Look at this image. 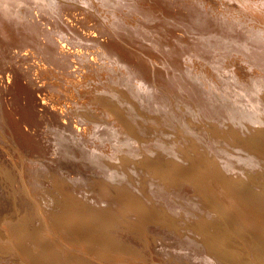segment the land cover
<instances>
[{
  "label": "bare ground",
  "instance_id": "bare-ground-1",
  "mask_svg": "<svg viewBox=\"0 0 264 264\" xmlns=\"http://www.w3.org/2000/svg\"><path fill=\"white\" fill-rule=\"evenodd\" d=\"M209 1L208 0H0V139H1V137H3V140H4L3 144L6 142L7 147L9 145V147H8L10 149L9 151H12V155L13 154L17 155V157L19 158L18 166L22 167L24 169L28 168V170H31L33 168L34 169L38 168L41 170L43 168L45 169V166H46V168H47V166H49V168L51 166H55V165H56V167L60 166L61 163L63 162V158L65 157L64 152L66 151V148L69 146L70 148H72L73 154L75 152H77V154L79 155L78 156V157H80V158H78L79 162L85 161L86 163L90 164L93 161L100 160L102 162V160L105 159V161L107 160V162L110 163L109 165H110L111 169H114L115 166L119 167V163L117 162L118 161L117 156H118V152H119L118 150L121 147H120V144H116V142H117V140L121 139L122 134H124V133L119 130L120 134L122 133L121 137L119 139L118 138L119 132L117 129H115L116 126H114V124H113L112 126L110 125L108 127L105 125V123H107L108 120L106 121L105 119H103L104 122L106 121L105 123L100 120L101 118H106V117H103V115H102L104 112H107V113L109 112L108 113L109 117H110V112H113L114 115L117 112L116 115L120 114L121 116H123L121 118V116L118 115L117 118L118 117L121 118L122 119L121 121L123 123L124 122L126 123V119H123V118H127V121L130 124L131 123L130 120H132V119L130 117H127V115H128L127 112L130 108L134 109L133 111H135V113L138 112V116H140L139 115L140 113H146V112H143V110L148 111V109H149L150 113H151V111H153L155 113V115H153V116H155V118L157 120L162 119L160 121H165V122H163V124L168 123V124H171L173 126L174 123L171 121V120H173V121L177 122L176 123L177 125H181L183 128H185L188 131H192V130H196V129H200V128L205 129L202 131L200 129L201 132H199V130H198V132L200 133L199 138L200 137L203 138L204 140H206L208 142V144H210V142H212L213 140L210 141V136H211L210 130H209L208 126L205 123H203L205 118L206 119H209V118L210 119L211 118L212 119H215V118L218 119L219 118V119L224 120L227 117H231L232 119L242 121L243 118L245 119V118L251 117V116L257 115V117H260V114H261V116L262 115L264 116V92H263L264 89L262 90V88H264L263 87L264 84H260V82H258V80H262V81L264 80V28H261V27L255 25V22H254V21H257V22L260 21V23H261V21H262L263 25L260 24L259 22H258V24H260V25H262V27H264V0H213L214 2L212 1V3ZM246 20L252 21L254 23H250L248 25L246 24V26H248V27H245L244 23ZM246 23H249V22H246ZM84 61H86V62L90 61L89 63H92V64L96 63L99 67L102 66V67L106 68V69H104L105 71L107 70L113 74V77H112V74L109 73L111 75L110 77H112L111 79L114 78L113 83L110 81L109 77H107V79L110 81L111 84L106 82V79L104 81V78L106 77L108 72L106 71L107 72V73H105L106 75H103V77H104L103 81L107 83L106 86H109L108 84H110V85L113 84V86H114V87L110 86V88L112 87V89H110V91L107 88L108 90L106 91L105 96L102 93H101L102 95H100V96H99V94H97L98 95L97 96L96 94L93 95L94 93L93 94L89 93V94L93 95V98L90 95L91 98L87 99V102L85 100V103L93 102L94 104L96 103L98 106L100 105L99 107L102 106L103 109L106 108L104 111H101V113L102 112L103 113L101 114L102 117L100 119H99L100 114H98L99 112H97V111H99V110H97L98 106H93V105H89V104L86 105L83 102L80 103V101H79L80 99H82L81 97H83L84 95H88V93L85 94V91H84V90H86L85 88L83 90L84 93L81 91L82 92L81 96H79L78 94H75L78 96V98L80 97L79 100H77V98L74 99L76 97L75 95H74L75 96L74 98H71L73 90L75 91V89L78 86H81V85L83 86V82L81 80H82V78H85V77H83L85 74L84 75L82 74L83 76H82V78H80L81 80L78 79V77H79L78 75L81 74L80 69L82 68V62H84ZM92 64H91V66H92ZM88 65L89 64H87V66ZM85 66H83L84 69H85ZM92 67H94V65ZM102 67H100V68H102ZM95 68L98 69V67H95ZM87 69L88 68L86 67L85 70L87 71ZM97 69L96 70L93 69V70L96 72ZM242 69H244L245 70L244 72H247L248 75H251L253 77V78H251L250 76L247 75L248 77L251 78V81L253 84L252 86H249V87H251L250 88L252 90L251 92L255 93V95L258 93V96H259V98L257 97L258 99L252 98L254 95H251L250 96L251 98L248 96H247V98H245L246 97L245 94L249 90L246 91V89H245V90L240 91V92L236 90L238 87H240V85L241 86H242V84L246 85V83L248 82L247 80H244L246 77H244V79H242L243 78L242 77V74H243ZM91 70H89V72ZM84 71H83V73H86V71L85 72ZM87 73H88V71H87ZM93 74L95 75L96 73H93V71H92V75ZM103 74H104V72H103ZM89 75L91 78V74H89ZM94 75H93V77H95ZM90 78H89V80L94 79V78H91V79ZM99 78H100V76H99ZM96 79H97V76H96ZM63 80H65V82ZM66 80H67V82H66ZM86 80H88V79L86 78ZM100 80H101V78L99 79V82L96 81V83L102 82V80L101 81ZM243 80L247 81V82L245 83ZM68 81L70 83H68ZM84 82H85V79H84ZM91 82L89 81L90 84H92ZM235 82L239 83V86H238V84H236L238 87L235 85ZM106 83H104V88H106V86H105ZM263 83H264V81H263ZM88 84L86 83V86ZM97 85H96V87H97ZM234 85L237 88L234 89L235 90L234 92L232 91L233 89L230 90L233 92L232 97H231L229 94V91H228V93H226V89H229V88H231V86H234ZM249 85H251V84H249ZM89 86H91V85H89ZM84 87H85V85H84ZM245 87L246 86H243V89ZM94 89H96V88H94ZM71 90H72V92H71ZM89 90H92V88ZM41 91L42 92L45 91L46 94H43V93L41 94L40 93ZM76 91H77V89H76ZM76 91H75V93H79V94L81 93L80 91L79 92L78 91L76 92ZM223 92H225V93H223ZM97 93H99V92H97ZM54 94H56V95H54ZM57 94H59V96H57ZM228 97H230L231 99H229ZM87 98H89V97H87ZM88 100H91V101L89 102ZM68 104H70V105L68 106ZM81 104H84L86 106H88V105L90 106V107L88 106L90 110H88L87 113L84 114L85 117L86 116H88V118L92 117L93 119H95L97 121L92 120L93 122L91 121L92 125H90L91 126L90 128H89V125H87V124H91V123H87V124L85 123L88 126V129L84 128V129H87L85 131H82L83 129L81 130L82 132L79 131L80 128H79V130H77L78 127L76 126L77 128L74 130L75 131L74 133L71 132V129L67 133L66 132V130H68L67 129V126H68L67 122H66V124H64V123L60 122L61 120H59V118H61V117L63 119V116L61 115V113L63 111H64L63 113H66V110L67 111L70 110L68 113H70L72 111L71 114H73V115L76 114L79 116L80 113L77 114V112H79V110L77 111V109H80V108L83 109V107H84ZM235 105H239V106H235ZM64 106H66V108ZM192 107H195V109L196 108L199 109V111L196 113L195 117L197 119H199V122L201 124H203V126L200 123H199L200 126H190L187 124L186 120H187L188 114L186 112L189 111V108H191V110H192ZM87 109L88 108H86V110ZM195 109H193V110L195 111ZM84 110L85 109H83V110L80 109V112L81 111L84 112ZM106 110H108V111H106ZM89 111H92V112L96 111V113H91L92 115H90V114H88ZM149 112H147V113L149 114ZM135 113H134V116H136ZM108 114H107V116H108ZM166 114L169 116L168 118L165 117ZM114 115H111V116L114 117ZM138 116H137V118H139ZM81 117H82V115L80 114L79 119L84 120V118L81 119ZM170 117H172V118H170ZM75 118H77V116ZM128 118H129V120H128ZM85 119L88 120L87 117ZM114 119L116 121H118L116 119V116L114 117ZM169 119H171V120H169ZM74 120L75 119H73V121ZM77 120H78V118H77ZM86 120H85V122H86ZM99 120L104 123V124L102 123V125H104V131L102 132L103 127L101 128V131L99 129V131L101 132V134H100L101 138L104 136H106V137L102 138V139L97 137L98 139H100L99 140L100 142L96 139H95L96 140L95 141L94 138H92L96 143H93V144L89 143V145L90 144H92V145L88 146L87 142L90 140V139H88V137L91 135L92 132H94L93 131V130H95L94 128L98 129V127L102 126L100 124V122H98ZM111 120H112V118H111ZM116 121H114L115 125L117 124ZM121 121L118 123L121 124ZM160 121H157V122H160ZM166 121H168V122H166ZM260 121H261V119H260ZM45 122L47 123V125H49V123L50 124L53 123V126L51 125V127L50 126H48V127H50V129L53 127V129L55 128L59 132L61 130V133H60L61 135H58L59 137L57 136V138H54L52 136L53 134L50 133V134H52L51 136L55 140H52V137L50 138V135L48 133L42 135V133L44 132V130H42V125L43 126L46 125V124H44ZM59 122H60V124H59ZM140 122L137 124H138V126L142 127V124H140ZM144 122H146V121H144ZM207 122H208V120H207ZM261 122H263V120ZM54 123L56 125H58L59 127L56 125L55 126L58 128L54 127ZM73 123H71V124H73ZM81 123L83 124V122L80 121V124ZM110 123L112 124V121ZM125 123L123 124V126L128 124V123H126V124ZM71 124H69V125H71ZM120 124H117V125H120ZM122 124L120 125V127L122 126ZM261 125H262V123H261ZM46 127L47 126L44 127L45 132L47 131ZM80 127H81V125H80ZM120 127H118V128L121 129ZM129 127L135 128L134 125H132V123H131V126L129 125ZM59 128H61V129L59 130ZM73 128H75V127H73ZM73 128H72V130H73ZM81 128H83V127H81ZM125 128H128V127H123L124 130H125ZM142 129H144V128H142ZM116 130L118 133H116ZM137 130H139V129H137ZM96 131H95V133H96ZM125 131L128 132L131 130H125ZM261 131L264 132V128H262ZM255 132L256 131H254V133ZM56 133L59 134L57 131H56ZM56 133L54 131V134H56ZM47 134L49 135V138L52 141L51 145L47 144V146L49 145V147L51 146V148H47V149H49V151H51L50 153H52V155H54V156L51 155L49 157H44L43 152H45V148L43 145V141L41 139V135L44 137ZM66 134H68L72 137H74L73 134L77 136V137L76 136L74 137L75 141L72 140V138L70 137L71 138L70 140H72V144L67 143V141H70V140H68L67 136H65ZM88 134H89V136H88ZM125 134H127V133L125 132ZM131 134L132 133L130 132V136L133 137ZM145 134H144V136H145ZM195 134H196V131H195ZM92 135H93V133H92ZM261 135H264V134L261 133ZM139 136H137V140H136V142H134L135 144L141 142V140H138V139H141V138H139ZM131 137H130V139L133 140L134 138H131ZM134 137H136V135ZM46 138L47 137H45V139ZM126 138H127V135H126ZM262 138H264V137H262ZM45 139H44L45 142L48 141ZM94 141H92V142H94ZM97 141H98V143H97ZM126 141L128 143L129 140L126 139ZM126 141L124 138V142H122V145H121L122 147ZM133 141H135V140H133ZM255 141L257 143L258 140L253 138L252 142H255ZM262 141H260L261 143L258 142L257 144L261 149L264 150V141L263 142ZM119 142L121 143V141H119ZM1 143H2V140H1ZM1 143H0V145H1L0 147L2 148ZM127 143H126V145H127ZM134 143H133V145H134ZM82 144L87 145V148H85V149L76 148L77 146H80V145L82 146ZM74 148H76L78 150L76 151ZM83 148H84V146H83ZM9 151L7 150V152H5V153H8ZM40 152H42V153L40 154ZM35 153H37L38 155H36ZM125 153H126V151H125ZM57 154H58V156H56ZM77 154L76 155L74 154V155L77 156ZM122 154H123V152H122ZM123 155H125V154H123ZM39 156L41 158H38ZM126 158H127V156H126ZM60 161H62V162L60 163ZM100 161H99V163H100ZM124 161L126 162L128 160H124ZM136 161L137 160H135V162ZM140 162H142V161H140ZM8 163H7V165H9ZM13 163H14V161H13ZM94 163H92V164H94ZM1 164H2V162L0 163V165ZM98 164L95 167L99 166L102 163H100L99 165ZM62 165H63V163H62ZM62 165H61V167L65 168L66 165H64V167ZM77 165H80V164H77ZM102 165H105V164H102ZM12 166H13V164H12ZM12 166H9V168ZM136 166H137V164H136ZM78 167H80V166H78ZM78 167H77V169H78ZM123 167H124V163H123ZM49 168L45 169V173H46V170H48ZM128 168H129V166H128ZM0 169H1L0 171H2V168H0ZM14 169H13V171H14ZM53 169H55V168H53ZM120 169H122V171L124 172L123 168H119L118 170H120ZM15 170H17V169H15ZM19 170H20V168H19ZM103 170H105V169H103ZM22 171L23 170H21V172ZM41 171H43V170H41ZM93 171H94V168H93ZM98 171H100V170L98 169ZM115 171L116 170L114 169L113 172H115ZM2 172H0V174ZM8 172H6V173H8ZM16 172H14L15 175H16ZM21 172L20 173L17 172L20 175V178H22L21 174L23 173V172L22 173ZM26 172L29 173V171H27V170H26ZM30 172H32V171H30ZM35 172L36 171L34 170V173ZM48 172H51V171H48ZM69 172H71V171H69ZM64 173L66 174V172H64ZM88 173H90V172H88ZM24 174H26V173L24 172ZM30 174H32V173H30ZM94 174H97V171H96V173L94 172ZM27 175L28 174H26V177H27ZM57 175H59V174H57ZM61 175H63V174H61ZM67 175H68V173H67ZM90 175L91 174H89L88 176H90ZM100 175H101V173H100ZM100 175L99 176L96 175L95 176L96 179L94 177L93 178L95 180H97V178L100 177ZM34 176H38V174L34 175ZM34 176H32V177H34ZM50 176H52V174H50ZM91 176H93V175H91ZM109 176H110V174H109ZM2 177H4V176L2 175ZM8 177H7V179H9ZM30 177H31V175L29 176V179H30ZM75 177H76V175H75ZM17 178H18V176H17ZM64 178H67V177L65 176ZM14 179H16V178L14 177ZM27 179H28V177H27ZM27 179H26V181H27ZM75 179L73 181V184L75 182ZM102 179H105V178H102ZM124 179L125 178H123V181H124ZM3 180H5V178H3ZM3 180H0V181L2 182ZM10 180L12 181L13 179H10ZM33 180H35V179H33ZM70 180H71V178H70ZM98 180H97V182H99L98 184L103 183V182L100 183V181H98ZM17 181L18 180L16 179V182ZM36 181H38V180H36ZM91 181L92 180H90V183H91ZM102 181H105V180H102ZM123 181L121 179V180L112 181V184L109 183L111 185V189H112V190L109 189L110 191L108 189L104 188L107 191H109L108 192L109 196L112 195V197H110L109 199L113 200L112 198L119 197L118 192L124 191V189H122V187H124L125 191H126L128 186ZM5 182L6 181H4L2 183L4 184ZM12 182H14V181H12ZM21 182H23V181L20 180L19 184ZM30 182L31 181H29V183ZM32 182H34V181H32ZM49 182H51V181H49ZM2 183H1V185H2ZM53 183H54V181H53ZM188 183H186V184H188ZM246 183L247 182H245V185H247ZM49 184H51V183H49ZM4 185L1 187H4ZM6 185L8 186L7 183H6ZM22 185H23V188H22ZM22 185L20 187L23 190H24V188L29 190L28 188H30V187L28 185H26L24 183ZM79 185H80V183H79ZM129 185H131V184H129ZM34 186H35V184H34ZM39 186H40V183H39ZM43 186H44V184H43ZM43 186H41V187H43ZM94 186H97L98 188L100 187V185H94ZM118 186H122V187H119L120 188L119 189ZM241 186H243V185H241ZM256 186H258V185H256ZM55 187H57V186H55ZM63 187H64V185L62 186V188ZM85 187H87V186H85ZM182 187H185V186H182ZM249 187H250V185H249ZM9 188L12 189V187H10V185H9ZM44 188H46V186ZM58 188H60V187L58 186L56 189H58ZM102 188L100 189V191L102 190ZM220 188H221V186H220ZM237 188H238V186H237ZM240 188H242V187H240V185H239V189ZM251 188H252V186H251ZM251 188H249V189H251ZM8 189H6V191ZM30 189L32 190V188H30ZM63 189H65V187ZM71 189L68 192L64 193L63 198L64 199L66 198L69 201L73 200L74 204H75L76 200H80L79 202L78 201L76 202V204L77 203H79V204L74 206V207H78V208H81L82 206H84L83 205L85 203L84 200L86 201V200H88V198L94 199L95 196H98L100 193H102V192H98L99 194L96 195L97 193L96 194L92 193V192L90 193V191H89V193L92 194V196L90 197V195H88L89 197L87 198V196H86L87 194L85 195V192H84L86 189L85 190H83V189L77 190L76 189L75 191H73L74 189L71 191ZM95 189H97V188H95ZM254 189H252L250 191L251 195H252V191H254ZM258 189H259V187H258ZM0 190H1V188H0ZM48 190L50 191V189H48ZM221 190H223V189H220V191ZM230 190L238 192V189L236 190L233 187ZM246 190H248V189H245V193H246ZM4 191L5 190L0 191V192H4ZM64 191H67V190H64ZM96 191H98V190H96ZM96 191H94V192H96ZM127 191H129V190L127 189ZM130 191H131V189H130ZM227 191L228 190H225V192H227ZM5 192H4V194H5ZM17 192H18V190H17ZM17 192H15V193H17ZM47 192L44 191L43 193L46 194ZM54 192H56V191H54ZM87 192H88V190H86V193ZM106 192H105V194H107ZM225 192H223V193H225ZM239 192L241 193L244 191H239ZM239 192L237 194L234 192L233 193L235 194V197L237 198L241 207H244L245 209H250L251 211L258 212L257 215L259 217L255 216V218H256L255 222L258 225H260V231L256 232V230H254V231L251 230L249 224L247 225L248 222L246 223V221L242 217L238 216L235 213V211L232 207L233 203H231L232 204L231 205L229 203L230 201L229 202L227 201V203H229V205L228 204L227 205L224 204V206L223 205H217V209H218L217 212L223 220H225L228 224H230V220L227 216V211H230L236 217H238V219H239L238 221H240V222H238L239 225H237L236 227H233L230 224V226H228V227L227 226L216 227V229L214 230L215 232H213V234L211 233L212 232V230H211L210 233L213 236L211 237V235H210V237H209V234L207 235L208 240H209V238H211L213 240L211 243H209V241L206 240L207 236L206 237L201 236V237H202V239L204 238V240H206L204 243L205 246H206L207 241H208L207 245H208V243L210 244L209 247H211L213 245L212 244L213 242L215 243L213 246L218 249L217 257L224 264H264V255H263L264 254V230H263L264 229L263 228L264 227V210L261 209V207L257 206L258 198H256L257 200L255 199L256 203L254 205L251 202H248V200L251 201V199H248V197L251 195L246 193V197L248 199L246 201L245 197H243L245 199L244 200L242 198V195H241V194L245 195V193L240 194ZM10 193H12V192H9V194ZM25 193H27V192H25ZM51 193L52 192H50V194ZM103 193H104V191H103ZM218 193H220V192H218ZM6 194H8V193L6 192ZM54 194H56V193H54ZM93 194H95V195H93ZM119 194L121 195L120 192H119ZM123 194H125V193H123ZM123 194L120 197L122 199H123ZM128 194L129 193H127V195ZM130 194H131V192H130ZM247 194L249 196H247ZM2 195H3V193H2ZM59 195L60 194H58V196ZM220 195H221V193H220ZM223 195L221 196V198L223 197ZM3 196H5V195H3ZM8 196L10 197V195H8ZM15 196H16V194H15ZM30 196H32V195H30ZM38 196L43 197L42 195H39V194H38ZM58 196L54 195L52 199H54V197H57L58 198L57 200H59L60 197H58ZM101 196H102V194H101ZM104 196H102L103 197L102 200L103 199L105 200L106 196L105 197ZM113 196H115V197H113ZM256 196H258L257 193H256ZM18 197L19 196H16L15 198L14 197L13 198L17 199ZM32 197H34V196H32ZM98 197H96V200L100 199V196H98ZM130 197H132V196H130ZM254 197L251 196L250 198H254ZM5 198H7V197L5 196ZM5 198L0 197V199L6 200ZM8 198H7V200H9ZM25 198H24V200H25ZM127 198H128V196H127ZM260 198L264 199V197H261V195H260ZM27 199L29 200V198H27ZM109 199L106 198L105 201H107ZM225 199H227V198H225ZM4 200H3V202H4ZM20 200L18 199L19 202H20ZM34 200H35V198H34ZM55 200H53V201H55ZM96 200L94 199L95 202H96ZM117 200H119V199H117ZM125 200L126 199H123V202ZM222 200H224V199H222ZM45 201L46 200L44 199L43 202H45ZM252 201H253V199H252ZM3 202H2L3 206L1 205L2 208L6 207V209H7L8 208L7 206L9 203L8 202H7L8 204L5 203L6 204V206H5V204H3ZM9 202H11V200ZM13 202L16 203L15 201H13ZM13 202H11V204H13ZM21 202H20V204H21ZM24 202H27V200ZM99 202L101 203V201H99ZM102 202H104V201H102ZM32 203L35 204V202H32ZM41 203H42V200H41ZM53 203L54 202H52L51 204L53 205ZM262 203H261V205H262ZM16 204H19V203H16ZM28 204H29V202H28ZM31 204H30V206H31ZM51 204H49V205H51ZM59 204L61 205L63 203L59 202ZM118 204H120V203H118ZM13 205H15V204H13ZM13 205L12 206L9 205V207L12 208ZM21 205H23V203ZM236 206H237V203H236ZM236 206H234V208ZM18 207H19V205H18ZM31 207L33 209L35 208L33 206V204ZM123 207H124V205H123ZM126 207H128V206H126ZM20 208H22V206L19 207V209ZM108 208L110 209V205ZM111 208L113 210V206H111ZM129 208H131V207H129ZM237 208L238 207H236V209ZM6 209H3V210L5 211ZM12 209H14V208H12ZM123 209H125V208H123ZM128 209H127V211H129ZM23 210L21 209L20 212ZM30 210L34 211L31 208H30ZM51 210H52V208H51ZM57 210H58V208H57ZM70 210L72 212V209H70ZM37 211L38 210H36V215L39 214V213L37 214ZM40 211H41L42 217H44V215L42 214L43 211L42 210H40ZM67 211H69V210H67ZM73 211H74L73 213L67 215L66 217H63V218L61 217L63 222L67 221L71 224H75V223H79L80 221H82V219H84L85 215H82V214L76 212L75 209H73ZM14 212L15 211L13 210V213ZM20 212L17 211V213H19L20 215L25 214L24 211H23V213H20ZM57 212H59V210ZM129 212H131V211H129ZM129 212H128V214H129ZM239 212L240 213L242 212L241 209ZM60 213H61V211H60ZM105 213H107V212H105ZM244 213H241V214H244ZM5 214H6V212H5ZM33 214H29V216L32 215L35 217V214L34 215ZM64 214H65V212H64ZM249 214H251V213H249ZM14 215H15V213L12 215L11 218H14L13 217ZM27 215H28V213H27ZM27 215L25 214V218ZM60 215L62 216V214H60ZM3 216H4V214H3ZM29 216H27V218L25 220H24V218H22L24 220L23 222H25V221L28 222ZM6 217L7 216H5V218ZM9 217L10 216H8V218ZM37 217H35V218H37ZM97 217H98V215H97ZM0 218H1V216H0ZM30 218H32V217L30 216ZM39 218H37V220ZM46 218L44 217L45 220H46ZM2 219H3V217H2ZM2 219H0V221ZM22 219H21V221H22ZM99 219H100V217L98 218V220ZM115 219H117V218H115ZM6 220H7V218H6ZM11 220H13V219H11ZM19 220H18V222H19ZM37 220H36V222H37ZM58 220H60V219H58ZM85 220H86V218H85ZM30 221H33V220L30 219ZM102 221H104V220H102ZM10 222H12V221H10ZM34 222H35V220H34ZM34 222H32V223L30 222L29 225L34 224ZM46 222H44V223H46ZM49 222H51V221H49ZM97 222H96V227H97V224L99 223V222L98 223ZM221 222H223V221H221ZM38 223H40V222H38ZM38 223H36L35 225H38ZM249 223H251V222H249ZM6 224L3 223V225L1 224V226H5ZM13 224L12 225L10 224V226H13ZM17 224H18L17 226H19V223H17ZM41 224H40V226H41ZM113 224H115V223H113ZM113 224L111 225L112 227L115 226V225L113 226ZM29 225H27V226H29ZM93 225H94V223H93ZM55 226L57 227V225H55ZM209 226L207 227V229L210 230L211 228H209ZM44 227H46V226H44ZM51 227H50V229H51ZM58 227H57V229H59ZM90 227L92 228V226H90ZM105 227H106V225H105ZM213 227L215 228V226H213ZM0 228H2V227H0ZM5 228H7V227H4V230L8 229V228L7 229H5ZM24 228H25V226H24ZM36 228L38 230V227H36ZM36 228H34V229L36 230ZM107 228H108V226H107ZM12 229H13L12 231H14L15 228H12ZM25 229L28 233L29 229L27 227ZM25 229H24V232H26ZM50 229H48V231H50ZM201 229L203 231V228H201ZM201 229L199 228V231H201ZM32 230L33 229L29 230V231H31L30 235H32L34 237V235H33L34 233H32ZM96 230H98V229H96ZM160 230H162V229H160ZM8 231H5V232L8 233ZM51 231L49 232L50 234H51ZM54 231H56V230H53L52 232H54ZM22 232L23 231H21V233ZM203 232H205V230ZM6 233H5V236H7L9 234L8 233L6 235ZM12 233L14 235L16 232H12ZM27 233L25 234V236L27 235ZM54 233H53V235L51 234L53 237H54ZM106 233L107 232H105V234ZM117 233H119V232H117ZM160 233H163V232H160ZM206 233H208V232L206 231ZM13 235L10 234V237L11 236L13 237ZM42 235H44V234H42ZM101 235L103 236V234H101ZM203 235H204V233H203ZM20 236L24 237L22 235H20ZM109 236L111 237V234H109ZM0 237H1V235H0ZM88 237H90V236H88ZM2 238H0V240ZM13 238H12V240H13ZM45 238L47 239V237H45ZM56 238H55V240H56ZM243 238L249 239L247 241V243L242 241ZM15 239H14V241H16V243L18 244V242H17L18 240H15ZM6 240L7 239H5V241ZM36 240H38V238H36ZM51 240L53 241V238ZM65 240H67V239L65 238ZM69 240L70 239H68V241ZM95 240H96V238H95ZM5 241H3L5 244L4 246L9 247L8 244H10V242L7 241L6 242L7 244H6ZM21 241H19V244ZM28 241L30 242V240H28ZM33 241L31 239V242H33ZM40 241H38V242H40ZM46 241H48V240H46ZM110 241H112V240H110ZM29 242H27V243L29 244ZM42 242H43V239H42L40 244L44 245V244H42ZM53 242H50L51 245L53 244ZM34 243H36V242L34 241ZM102 243H103V241H102ZM19 244H18V246H19ZM25 244H23V245H25ZM109 244H110V242H109ZM14 245H15V243H14ZM31 245H32V243H31ZM48 245H49V243H48ZM92 245H94V244H92ZM119 245L121 246V244H119ZM15 246L17 247V245H15ZM34 246H33V250H32L33 252L35 251ZM44 246H47V244ZM68 246H70V245H68ZM213 246H212V248H213ZM1 247H2V245H1ZM24 247H20V248H24ZM26 247L29 248V246H26ZM35 247H37V246H35ZM61 247H63V246H61ZM9 248H10V250H12L11 248H15V247L11 246ZM9 248H7L8 250L6 249V251L9 252L10 251ZM30 248H32V247H30ZM42 248H44V247H42ZM53 248H54V246H53ZM26 249H24V251ZM68 249H70V248H68ZM207 249H208V247H207ZM210 249L208 252H210ZM39 250H41V249H39ZM47 250H49L47 252L50 253V249L48 248ZM51 250H52V248H51ZM54 250H55V248H54ZM6 251H4V252L2 251L4 253V255L6 254ZM14 251H15V249H14ZM20 251L15 252V253H19V257H21ZM27 251H30V249L29 250L27 249ZM11 252H13V250ZM79 252H80V250L78 251V253ZM208 252L206 251L205 252L206 254L202 253L204 255L203 260H205L204 259L205 255H206V259L210 258V256H207ZM49 253H46V254L49 255ZM73 253H77V252H73ZM54 254L52 253V255H54ZM67 254H66V256H68ZM80 254H82V253H80ZM80 254H78V257ZM83 254H84L83 256L85 257V253H83ZM93 254H95V253H93ZM108 254H110V253H108ZM17 255H13V256H17ZM24 255L25 254H23L22 256H24ZM28 255H29V253H28ZM35 255L36 254L33 255L35 257V260H33V261L40 263V259H43V257H39V256H35ZM190 255L193 256L194 254H190ZM45 256L46 255L44 254V257ZM49 256H51V255H49ZM94 256H96V255H94ZM100 256H101V254H100ZM140 256H142V255H140ZM5 257H7V255H5ZM9 257H12V255ZM24 257L26 258L27 256H24ZM73 257H74V255H73ZM81 257H82V255H81ZM97 257L98 256H96L95 258H97ZM107 257H106V259H107ZM146 257L148 258V256H146ZM199 257H200L199 260H202V257L201 256H199ZM207 257H209V258H207ZM0 258H2V257H0ZM4 258L2 259V261H5V262L7 261V264H9V263L13 264V261L11 262V260H13V259L8 260V258H5V260H4ZM25 258L21 259V260H23L24 263L26 261ZM51 258H52V256H51ZM51 258L50 259L48 258L49 264L51 262H53ZM68 258H70V257H68ZM92 258H94V257H92ZM99 258H97V260H95V261H98ZM103 258L105 259L104 256H103ZM111 258L112 257H110L109 259H111ZM27 259L29 260L31 258H27ZM71 259L73 260V258H70V260ZM104 259H102V260L105 262ZM17 260H20V259H17ZM53 260H54V258H53ZM74 260H76V264L81 262L79 260H78L79 261L78 262L77 259H74ZM83 260H84V258H83ZM128 260L129 259H127L126 261H128ZM31 261H29V262H31ZM46 261H48V260H46ZM93 261L94 260L92 259L91 264H97V262L94 263ZM99 261H101V260H99ZM110 261L111 260H109V262ZM124 261H125V259H124ZM205 261H207V260H205ZM0 262H1V260H0ZM23 262H21V263L19 262L18 264H24ZM66 262H67V258H66ZM129 262H131V261H129ZM43 263H40V264H43ZM48 263H46V264H48ZM84 263H85V261L83 262V264ZM111 263H112V261H111ZM202 263L203 262H201V264ZM14 264H15V262H14ZM25 264H28V262ZM35 264H37V263H35ZM55 264H57V263H55ZM65 264H68V263H65Z\"/></svg>",
  "mask_w": 264,
  "mask_h": 264
},
{
  "label": "rangeland",
  "instance_id": "rangeland-1",
  "mask_svg": "<svg viewBox=\"0 0 264 264\" xmlns=\"http://www.w3.org/2000/svg\"><path fill=\"white\" fill-rule=\"evenodd\" d=\"M209 1V0H208ZM212 1L213 0H210L209 2H211L212 3ZM214 2V1H213ZM246 22H249V23H246ZM255 22V25H257V26H259V27H261V28H264V27H262V21H261V23H260V21H258L260 24H262V25H260V24H258V22L257 21H254ZM254 22H252V21H245V23H244V25H245V27H248V26H246V24L248 25V24H250V23H254ZM257 23V24H256ZM87 61V60H86ZM86 61H84V62H82V68L80 69V72H81V74H79L77 77H78V79L79 80H81L80 78H82V76L83 77H85V78H82V82H83V86L81 85V86H78L76 89H77V91L79 92H83L84 93V91H85V94H87L88 93V95H84L83 97H81L82 99H80V97L78 98V96L77 95H75V94H78L79 96H81V94H82V92L79 94V93H75V91H76V89H75V91L73 90V92H72V90H71V92H72V96H71V98H74L75 96V98L74 99H76L77 98V100H79L80 101V103L81 102H83L84 104H89V105H93V106H98L96 103V105L93 103V102H90L91 100H88L90 103H85V100H86V102H87V99H90L91 97L93 98V95H97V94H99V96L100 95H104L105 96V94H106V91L109 89V91H110V89H112V87L110 88V86H113V84L112 85H110L111 83H110V81L113 83V79H111L112 77H113V74L111 73V72H109V71H107L108 72V74L109 73H111L112 74V77H110L111 75L109 74H105V73H107L104 69H106V68H104V67H102V66H100V67H102V68H100L96 63H89L90 61H88V62H86ZM84 64V65H83ZM87 64H89L90 66H91V64H92V66L94 65V67H90L89 65L87 66ZM86 65V66H85ZM96 65V66H95ZM105 65V64H104ZM83 66H85V69H86V67L89 69V70H91L92 68L93 69H97V68H95V67H98V69H97V71L99 72H95L93 69L89 72V70L87 69V71H88V73H87V71L84 69V67ZM107 66V65H106ZM105 66V67H106ZM101 70H100V69ZM86 71V73H83V71L84 70ZM103 70V71H102ZM84 71V72H85ZM92 71H93V73H96L94 76L95 77H93V75H92ZM245 70L244 69H242V79H244V77H246L244 80H247V81H244L245 83H246V85L245 84H242V86L240 85V87H238L239 86V83H237V82H235V85L236 84H238V88L234 85V86H231V88H229V89H226V93H228V91H229V94H230V96L232 97V93L235 91L234 89L235 88H237L236 90L237 91H243V90H245L246 89V91L247 90H249L248 92H246V97L245 98H247V96L248 97H250L251 95H254L252 98H259V96H258V93L255 95V93H253V92H251L252 90L250 89L251 87H249V86H252L253 84H252V81H251V78H253L251 75H248V73L247 72H244ZM102 72V73H101ZM103 72H104V74H103ZM101 73V74H100ZM83 74V75H82ZM89 74H91V78H94L93 80L90 78V75ZM98 74V75H97ZM100 74V75H99ZM246 74V75H245ZM89 75V76H88ZM103 75H106V77L104 78L103 77ZM250 76V77H248V76ZM81 76V77H80ZM96 76H97V79H96ZM99 76H100V78H101V80H102V82H100V83H96V81H98L99 82ZM115 76V75H114ZM76 77V78H77ZM107 77H109V79H110V81L107 79ZM249 79H248V78ZM86 78L89 80V78L91 79V80H89L92 84H90L89 83V81L88 80H86ZM103 78H104V81H105V79H106V82H108V83H110V84H108L109 86H106L107 85V83L106 82H104L103 81ZM84 79H85V82H84ZM96 79V80H95ZM100 80V81H101ZM108 80V81H107ZM64 82H65V80H63ZM95 81V82H94ZM264 81V80H263ZM263 81L262 80H258V82H260V84H264L263 83ZM66 82H67V80H66ZM94 82V83H93ZM68 83H70L69 81H68ZM86 83L88 84L87 86H86ZM102 83V84H101ZM104 83H106L105 84V86H106V88H104ZM98 84V85H97ZM249 84H251V85H249ZM84 85H85V87H84ZM89 85H91V86H89ZM94 85V86H93ZM96 85H97V87H96ZM102 85V86H101ZM67 86V85H66ZM243 86H246L244 89H243ZM81 89H80V88ZM114 87V86H113ZM242 87V88H241ZM263 87H264V85H263ZM83 88V89H82ZM84 88L86 89V90H84ZM91 89L92 88V90H89V89ZM94 88H96V89H94ZM98 88V89H97ZM108 88V89H107ZM249 88V89H248ZM79 89V90H78ZM89 91H88V90ZM233 89V90H232ZM264 88H262V90H263ZM84 90V91H83ZM97 90V91H96ZM230 90H232V91H230ZM76 91V92H77ZM91 91V92H90ZM94 91V92H93ZM96 92V93H95ZM97 92H99V93H97ZM105 92V93H104ZM244 92V93H245ZM250 92V93H249ZM263 92H264V90H263ZM41 94L43 93V94H46V92L45 91H41L40 92ZM89 93H94L93 95L92 94H89ZM102 93V94H101ZM108 93V92H107ZM223 93H225V92H223ZM261 94V93H260ZM54 95H56V94H54ZM75 95V96H74ZM90 95H91V97H90ZM57 96H59V94H57ZM98 96V95H97ZM87 97H89V98H87ZM85 98V99H84ZM229 99H231L230 97H228ZM251 98V97H250ZM257 98V99H258ZM228 99V100H229ZM254 99V100H255ZM84 100V101H83ZM93 103V104H92ZM84 104H81V105H83L82 107H83V109H85L84 110V112H80V109L81 110H83L82 108H80V109H77V111L79 110V112H77V114H81L82 115V117H81V119L82 118H84V120L82 119V120H80L79 119V116H80V114H79V116L78 115H76L77 116V118H78V120H77V118H75L76 116L75 115H73V114H71V112L70 113H68L69 111H67L66 110V113H61V115L63 116V119H62V117L61 118H59V120H61L60 122H62V123H64V124H66V122H67V124H68V126H67V129L68 130H66V132L68 133V131H70V129H71V132H75L74 130L77 128V130H79V128H80V130L79 131H81L82 129V131H85V130H87L88 129V126L87 125H89V128L91 127L90 125H92V120H95V119H93L92 117H89L88 118V116H86L87 117V119L88 120H86L85 118V113H87V111L88 110H90L89 109V107L88 106H86V105H84ZM235 104V103H234ZM70 104H68V106H69ZM67 106V105H66ZM66 106H64L65 108H66ZM100 106V105H99ZM98 106V109L97 110H99V111H97V112H99L98 114H102L101 113V111H104L105 109H103L102 108V106L101 107H99ZM235 106H239V105H235ZM88 108L87 110H86V108ZM64 109V108H63ZM101 109V110H100ZM193 109H195V107H192V110H191V108H189V111H187L186 113L188 114V117H187V124L188 125H190V126H200V122H199V119H197L196 117H195V115H196V113L199 111V109L198 108H196L195 109V111L193 110ZM243 109V108H242ZM92 110V109H91ZM134 109H129L128 110V115H127V117H130L132 120H130L131 121V123H132V125H134V127L135 128H133V127H129V125L131 126V123L129 124L128 123V121H127V118H123V119H126V123H128V124H126L125 122V124L126 125H124L123 126V122L121 121L122 119V117L123 116H121L120 114H118L119 116H121V118H117V116L118 115H116L117 114V112H116V114L114 115L113 114V112H110V117H109V112L107 113V112H104L102 115H103V117H106V118H101L102 117V115L100 116L99 115V119L101 120V121H103L104 122V120L103 119H105L106 121H107V123H105V125L106 126H112L113 124H114V126H116V128L115 129H117L118 130V132H119V134H118V138L120 139V137H121V134H120V131H122L124 134H125V132L127 133V134H122V137H121V139L120 140H117V142H116V144H120V149L118 150L119 152H118V163H119V167H114V169L116 170L115 172H113V170L114 169H111V167H110V163H108L107 162V160L105 161V159H101L102 160V162L100 161V160H97V161H93L92 163H94V164H92V163H90V164H88V163H86L85 161H80L79 162V159L78 158H80V157H78L79 155L77 154V152H75L74 154L76 155L77 154V156H75L74 154H73V151H72V148H70L69 146L66 148V151L64 152V154H65V157L63 158V162L62 161H60V163L62 162L63 163V165H62V163H61V165L64 167V165H66L65 166V168H62L61 167V165L60 166H57L56 167V165L55 166H51L50 168H49V166H47V168H49L48 170H46V173H45V169H47L46 168V166H45V169L43 168V169H41V170H43V171H41L40 169H38V168H33L36 172L34 173V170L33 169H31V170H28V168H25L27 171H29V173H27L26 172V170L24 169V168H22V167H19L18 166V161H19V158L17 157V155H12V151H9L10 149L8 148L9 147V145H8V147H7V143L5 144H3V142H4V140H3V137H1V139H0V143H1V140H2V148L0 147V163L2 162V164L0 165V168H2V171H0V172H2L1 174L4 176V177H2V175L0 174V180H3V178H5V180H3L2 182H4V181H6L4 184L0 181V188H1V190L0 191H3V190H5L6 191V189H8L9 188V185H10V187H12V189L11 188H9L6 192L8 193V194H6V192H5V194H4V192H0L1 194H0V197L2 198V197H4L5 198V196L8 198L9 196L8 195H10V197L8 198L9 200H7V198H5L6 200H4V199H0L1 201H0V210L2 211L3 209H6V207H4V208H2V202H3V200H4V202H3V204H8V208L4 211H0V216H1V218L0 219H2V217H3V219L5 218V216H7L6 218H7V220H6V218L2 221H0V227H2V228H0V235H1V237L0 238H2L1 240H0V257H2V258H0V260H1V262H0V264L2 263V264H7V261L5 262V261H2V259L5 257V255H7V257H5V258H8V260H10V259H13V260H11V262L13 261V264H14V262H15V264L17 263H21V262H23V260H21V259H24L25 257L24 256H27L25 259H26V261H25V263H27L28 262V264L30 263H32V264H35V263H37V264H40V263H43V264H46V263H48L49 262V259L51 258V256H52V261L53 262H51L52 264H55V263H57V264H65V263H68V264H76V260H74V259H77V261L79 260V261H81V262H79L78 264H83V262L85 261V263L86 264H91L92 263V259L94 260L93 262L94 263H96L97 262V264H201V262H203L202 264H224L218 257H217V252H218V249L217 248H215L213 245L215 244L214 242L212 243L213 245V248H212V246L211 247H209V243H211L213 240L211 239V238H209V240H208V234H209V237H210V235H211V237L213 236L212 234H213V232H215L214 230L216 229V227H222V226H230V224L233 226V227H236L237 225H239V223L238 222H240V221H238L239 219H238V217H236L233 213H231L230 211H227V216H228V218H229V220H230V224H228L225 220H223L222 218H221V216L218 214V212H217V205H223L224 206V204H228L229 205V203L231 204V203H233V205H232V207H233V209H234V211H235V213L238 215V216H240V217H242L245 221H246V223H247V225L249 224V226H250V228H251V230H256V232L258 231H260V225H258L256 222H255V216H257V217H259L257 214H258V212H256V211H251L250 209H245L244 207H241V205L239 204V202H238V200H237V198L235 197V194L234 193H238L239 191H244V192H241V193H245V189H248V190H246V193H248L249 195H251V190L252 189H254V191H252V197H254V198H250L251 196H249L248 194H247V196H249L248 197V199H251V201L250 200H248L247 199V197H246V193H245V195L244 194H241L240 192V194L242 195V198L243 197H245V199H246V201L248 200V202H251L252 204H254L255 205V203H256V201H255V199L256 198H258V204H257V206H259V207H261V209H263L264 210V199H262V198H260V195H261V197H264L263 195H264V150L263 149H261L259 146H258V142H260V141H264V138H262V137H264V135H261V133L262 134H264V132H262L261 130H262V128H264V116L262 115L261 116V114H260V117H257V115L256 116H251V117H247V118H243L242 119V121H239V120H236V119H232L231 117H227V118H225L224 120L223 119H217V118H215V119H204V121H203V123H205L207 126H208V128H209V130H210V134H211V136H210V141L211 140H213L212 142H210V144H208V142L206 141V140H204L203 138H199V132H201L202 130H205V129H203V128H200L201 129V131H200V129H196V130H192V131H188V130H186L185 128H183L181 125H177L176 123L177 122H175V121H173V120H171V119H169V120H171L173 123H174V125L172 126L171 124H168V123H164L163 124V122H165V121H160V120H162V119H160V120H157L156 118H155V116H153V115H155V113L153 112V111H151V113L149 112L150 110L148 109V111L147 110H143V112H146V113H140L139 115L140 116H138V112H136L135 113V111H133ZM106 111H108V110H106ZM75 112V111H74ZM90 112V113H89ZM88 112V114H90V115H92L91 113H96V111L95 112H92V111H89ZM147 112H149V114L147 113ZM154 114H153V113ZM108 114V116H107V114ZM112 113V114H111ZM130 113V114H129ZM134 113H135V115L136 116H134ZM133 114V115H132ZM263 114V113H262ZM67 117H65V116ZM73 115V116H72ZM84 115V116H83ZM106 115V116H105ZM111 115H114V117L116 116V119L118 120V121H116L115 119H114V117L113 116H111ZM131 115V116H130ZM144 115V116H143ZM150 115V116H149ZM71 116V117H70ZM134 116V117H133ZM137 116L139 117V118H137ZM143 116V117H142ZM149 116V117H148ZM259 116V115H258ZM60 117V116H59ZM134 119H133V118ZM136 117V118H135ZM165 117L166 118H168L169 116L166 114L165 115ZM209 117V116H208ZM66 118V119H65ZM71 118V119H70ZM75 119L74 121H73V119ZM111 118H112V120H111ZM141 118V119H140ZM170 118H172V117H170ZM65 119V120H64ZM70 119V120H69ZM98 119V118H97ZM260 119H261V121L263 120V122H261L260 121ZM63 120V121H62ZM67 120V121H66ZM70 122H69V121ZM72 120V121H71ZM85 120H86V122H85ZM98 121V122H100V124L102 125V123L103 122H101V121ZM121 121V124H122V126L120 127V123H118V122H120ZM128 120H129V118H128ZM143 120V121H142ZM160 121V122H157V121ZM207 120H208V122H207ZM212 120V121H211ZM78 121V122H77ZM80 121L81 122H83V124L81 123L80 124ZM92 121V122H91ZM95 121H97V120H95ZM112 121V124L110 123ZM114 121H116V123L117 124H120V125H115V122ZM136 121V122H135ZM141 121V122H140ZM144 121H146V122H144ZM206 121V122H205ZM60 122H59V124H60ZM69 122V123H68ZM75 124H74V123ZM77 122V123H76ZM114 122V123H113ZM140 122V124H142V127H140V126H138V124L137 123H139ZM166 122H168V121H166ZM61 123V124H62ZM71 123H73V124H71ZM87 123H91V124H86ZM103 123V124H104ZM135 123V124H134ZM146 123V124H145ZM200 123V124H199ZM261 123H262V125H261ZM44 124H46V125H42V130H44V132H45V126H47L46 127V130L48 131L49 129H50V127H51V125L53 126V123H49V125H47V123L45 122ZM69 124H71V125H69ZM108 124V125H107ZM176 124V125H175ZM204 124V125H205ZM56 124L54 123V127H56V126H58V125H56ZM80 125H81V127H83V128H81L80 127ZM136 125V126H135ZM202 126H203V124H201ZM48 126H50V127H48ZM77 126V127H76ZM176 126V127H175ZM179 126V127H178ZM261 126V127H260ZM59 127V126H58ZM58 127H56V128H58ZM61 127V126H60ZM71 127V128H70ZM73 127H75V128H73ZM103 127V128H102ZM118 127H120L121 129H119ZM123 127H128V128H125V130H131V131H125L124 129H123ZM138 127V128H137ZM44 128V129H43ZM72 128H73V130H72ZM84 128H87V129H84ZM101 128H102V132L104 131V125H102V126H100V127H98V129L97 128H94L95 130H93L94 132H92L93 133V135H92V133H91V135L89 136V134H88V139H90L88 142H87V145L88 146H91L93 143H96L95 141L96 140H100V139H102V138H105L106 136H104V137H102L101 138ZM139 129V130H137V129ZM142 128H144V129H142ZM173 128V129H172ZM52 129V130H51ZM48 132L46 131L45 133L43 132L42 133V135L43 134H46V133H48L49 135H50V138L53 136L54 138H57V136L58 135H61L60 133H61V128H59V130H60V132L57 130V129H53V127L51 128ZM99 129H100V131H99ZM97 130V131H96ZM117 130H116V133H118L117 132ZM120 130V131H119ZM198 130H199V132H198ZM54 131H55V133H56V131L59 133V134H54ZM81 131V132H82ZM95 131H96V133H95ZM195 131H196V134H195ZM254 131H256L255 133H254ZM65 132V133H66ZM100 132V133H99ZM130 132L132 133L131 135L133 136V137H131L130 136ZM143 132V133H142ZM194 132V133H193ZM50 133H52V134H50ZM141 133V134H140ZM146 133V134H145ZM193 133V134H192ZM45 135L44 137L41 135V139H42V141H43V145H44V148H45V152H43V155H44V157H49V156H51L52 155V153H50L51 151H49V149H47V148H51V146L49 147V145H51L52 144V141L50 140V138H49V135ZM98 134V135H97ZM136 135V137H134L135 135ZM144 134H145V136H144ZM52 135V136H51ZM96 135V136H95ZM120 135V136H119ZM125 137H124V136ZM126 135H127V138H126ZM141 137H140V136ZM56 136V137H55ZM65 136H67V138H68V140H70L71 138H72V140H74L75 138V136L76 135H74L73 134V136L74 137H72V136H70V135H68V134H66ZM103 136V135H102ZM137 136H139V138H141V139H138V140H141V142L140 143H134V142H136V140H137ZM43 137V138H42ZM45 137H47L46 139H45ZM52 137V140H55L54 138ZM59 137V136H58ZM71 137V138H70ZM77 137V136H76ZM91 137V138H90ZM97 137H99L100 139H98ZM130 137L131 138H134L133 140H135V141H133L132 139H130ZM92 138H94V140L92 139ZM124 138H125V141H126V139L127 140H129L128 141V143H127V141L123 144V147L121 146L122 145V142H124ZM136 138V139H135ZM253 138H255L256 140H258L257 141V143H256V141L255 142H252V139ZM44 139L45 140H48V141H44ZM202 139V140H201ZM261 139V140H260ZM72 140H70V141H67V143L68 144H72ZM123 140V141H122ZM144 140V141H143ZM260 140V141H259ZM50 141V142H49ZM75 141V140H74ZM92 141H94V142H92ZM98 141H97V143H98ZM119 141H121V143L119 142ZM131 141V142H130ZM254 141V140H253ZM262 141V142H263ZM49 142V143H48ZM100 142V141H99ZM134 143V145H133V143ZM139 142V141H138ZM252 142V143H251ZM89 143H92V144H90L89 145ZM126 143H127V145H126ZM256 143V144H255ZM261 143V142H260ZM46 144V145H45ZM47 144H49L48 146H47ZM254 144V145H253ZM87 145H85V144H82V146L80 145V146H77L76 148H82V149H85V148H87ZM137 145V146H136ZM1 146V145H0ZM4 146V147H3ZM83 146H84V148H83ZM86 146V147H85ZM256 146V147H255ZM76 148H74L76 151L78 150V149H76ZM132 148V149H131ZM4 151H3V150ZM7 150L10 152H8V153H5V152H7ZM132 150V151H131ZM136 150V151H135ZM47 151V152H46ZM125 151H126V153H125ZM135 151V152H134ZM150 151V152H149ZM122 152H123V154H125V155H123L122 154ZM4 155H3V154ZM42 152H40V154H41ZM46 155H45V154ZM36 155H38L37 153H35ZM50 154V155H49ZM3 155V156H2ZM7 155V156H6ZM136 155V156H135ZM5 156V157H4ZM13 156V157H12ZM52 156H54V155H52ZM56 156H58V154L56 155ZM122 156V157H121ZM126 156H127V158H126ZM131 156V157H130ZM16 157V158H15ZM145 157V158H144ZM3 158V159H2ZM38 158H41L40 156L38 157ZM123 160H122V159ZM137 158V159H136ZM142 158V159H141ZM2 159V160H1ZM5 162H4V161ZM124 160H128V161H124ZM135 160H137L136 162H135ZM13 161H14V163H13ZM99 161H100V163H102V164H105V165H102V164H100L99 163ZM104 161V162H103ZM124 161V162H123ZM132 161V162H131ZM140 161H142V162H140ZM151 161V162H150ZM9 162V163H8ZM17 162V163H16ZM97 162V163H96ZM107 162V163H106ZM7 163L9 164V165H7ZM100 165H99V164ZM123 163H124V167H123ZM140 163V164H139ZM150 163V164H149ZM12 164H13V166H12ZM16 164V165H15ZM76 164V165H75ZM77 164H80V165H77ZM83 164V165H82ZM99 165V166H97V167H95L96 165ZM122 164V165H121ZM127 164V165H126ZM136 164H137V166H136ZM175 164V165H174ZM6 165V166H5ZM91 165V166H90ZM174 165V166H173ZM9 166H12V167H10L9 168ZM18 166V167H17ZM68 166V167H67ZM78 166H80V167H78ZM94 166V167H93ZM126 166V167H125ZM128 166H129V168H128ZM5 167V168H4ZM8 167V168H7ZM76 167V168H75ZM77 167H78V169H77ZM102 167V168H101ZM104 167V168H103ZM109 167V168H108ZM4 168V169H3ZM17 169V170H15V169ZM19 168H20V170H19ZM53 168H55V169H53ZM57 168V169H56ZM82 170H81V169ZM93 168H94V171H93ZM97 170H96V169ZM119 168H123L124 169V172L122 171V169H120V170H118ZM13 169H14V171H13ZM37 169V170H36ZM52 169V170H51ZM73 169V170H72ZM91 169V170H90ZM98 169L100 170V171H98ZM102 169V170H101ZM103 169H105V170H103ZM108 171H107V170ZM111 169V170H110ZM1 170V169H0ZM7 170V171H6ZM21 170H25L24 172L26 173V174H28L29 176L31 175V177L32 176H34V175H37L38 174V176H34V177H30V179H29V176L27 175V177H28V179H27V177H26V174H24V172L22 173L21 172ZM59 170V171H58ZM79 170V171H78ZM86 170V171H85ZM88 170V171H87ZM97 171V174H94V172L96 173V171ZM9 171V172H8ZM11 171V172H10ZM22 173L21 174V177L22 178H20V175L17 173ZM30 171H32V172H30ZM48 171H51V172H48ZM56 171V172H55ZM69 171H71V172H69ZM93 171V172H92ZM103 171V172H102ZM126 171V172H125ZM6 172H8V173H6ZM14 172H16V175L14 174ZM64 172H66V174L64 173ZM83 172V173H82ZM88 172H90V173H88ZM99 172V173H98ZM111 172V173H110ZM113 172V173H112ZM118 172V173H117ZM4 173V174H3ZM6 173V174H5ZM12 173V174H11ZM30 173H32V174H30ZM67 173H68V175H67ZM93 173V174H92ZM100 173H101V175H100ZM107 173V174H106ZM110 174V176H109V174ZM10 176H9V175ZM18 174V175H17ZM24 174V175H23ZM34 174V175H33ZM45 174V175H44ZM47 174V175H46ZM50 174H52V176H50ZM57 174H59V175H57ZM61 174H63V175H61ZM70 174V175H69ZM80 174V175H79ZM89 174H91V175H93V176H88ZM100 175V177H98L97 178V180L98 181H100V183H102V184H98L99 182H97V180H95L96 179V175L97 176H99ZM6 175V176H5ZM15 175V176H14ZM24 177H23V176ZM49 175V176H48ZM54 175V176H53ZM75 175H76V177H75ZM86 175V176H85ZM104 175V176H103ZM9 176V177H8ZM17 176H18V178H17ZM67 177V178H64V177ZM106 176V177H105ZM109 176V177H108ZM7 177L9 178V179H7ZM13 177V178H12ZM14 177L18 180L17 182H16V179H14ZM38 177V178H37ZM44 177V178H43ZM57 177V178H56ZM87 177V178H86ZM89 177V178H88ZM95 179H94V178ZM24 178V179H23ZM70 178H71V180H70ZM75 179V182H74V184H73V181H74V179ZM92 178V179H91ZM102 178H105V179H102ZM108 178V179H107ZM111 178V179H110ZM113 178V179H112ZM123 178H125L124 179V181H123ZM10 179H13L12 181H14V182H12ZM22 180L23 182H21L20 184H19V181L20 180ZM26 179H27V181L29 180V181H34V182H30L29 183V181L27 182L26 181ZM32 179V180H31ZM33 179H35V180H33ZM40 179V180H39ZM45 179V180H44ZM48 179V180H47ZM54 179V180H53ZM64 179V180H63ZM105 180V181H102V180ZM122 179V181L123 182H125L126 183V185L128 186V190L130 191V189H131V194H130V192L129 191H127V189H126V191H125V188L124 187H122V186H118V188L119 187H122V189H124V191H119L120 193H121V195L119 194V192H118V195H119V197H115V196H113V197H115V198H112L113 200H111V199H109L110 197H112V195L111 196H109V194H108V192L110 191L109 189H111V185L109 184V183H111L112 184V181H114V180H121ZM133 179V180H132ZM8 180V181H7ZM36 180H38V181H36ZM43 180V181H42ZM47 180V181H46ZM58 180V181H57ZM79 180V181H78ZM90 180H92L91 181V183H90ZM95 180V181H94ZM128 180V181H127ZM26 181V182H25ZM49 181H51V182H49ZM53 181H54V183H53ZM61 181V182H60ZM69 181V182H68ZM72 181V182H71ZM9 182V183H8ZM12 182V183H11ZM17 184H16V183ZM40 183V186H39V183ZM44 182V183H43ZM57 182V183H56ZM60 182V183H59ZM93 182V183H92ZM96 182V183H95ZM106 184H105V183ZM134 182V183H133ZM189 182V183H188ZM192 182V183H191ZM244 182V183H243ZM245 182H247L246 184L247 185H245ZM253 182V183H252ZM1 183H2V185H1ZM6 183L8 184V186L6 185ZM26 184V185H28L30 188H32V190L30 189V188H28L29 190H27V189H25L24 188V190L22 189L23 188V185L22 184ZM49 183H51V184H49ZM63 183V184H62ZM79 183H80V185H79ZM128 183V184H127ZM186 183H188V184H186ZM220 183V184H219ZM243 183V184H242ZM259 183V184H258ZM19 184V185H18ZM34 184H35V186H34ZM43 184H44V186H43ZM57 184V185H56ZM76 184V185H75ZM83 184V185H82ZM85 184V185H84ZM129 184H131V185H129ZM250 185V187H249V185ZM255 184V185H254ZM4 185V187H1V186H3ZM12 185V186H11ZM14 185V186H13ZM18 185V186H17ZM22 185V188L20 187ZM64 185V187H65V189H63L62 188V186ZM71 185V186H70ZM92 185V186H91ZM94 185H100V187L98 188L97 186H94ZM104 185V186H103ZM106 185V186H105ZM108 185V186H107ZM187 185V186H186ZM239 185H240V187H242V188H240L239 189ZM241 185H243V186H241ZM256 185H258V186H256ZM16 186V187H15ZM39 188H38V187ZM41 186H43V187H41ZM46 186V188H44ZM49 186V187H48ZM53 186V187H52ZM55 186H59L60 188H58V189H56L57 187H55ZM75 186V187H74ZM85 186H87V187H85ZM182 186H185V187H182ZM220 186H221V188H220ZM237 186H238V188H237ZM251 186H252V188H251ZM254 186V187H253ZM261 186V187H260ZM18 187V188H17ZM34 187V188H33ZM36 187V188H35ZM68 189H67V188ZM79 187V188H78ZM103 187V188H102ZM110 187V188H109ZM135 187V188H134ZM235 188L236 190L238 189V192L236 191H231L230 189L231 188ZM245 187V188H244ZM248 187V188H247ZM257 187V188H256ZM258 187H259V189H258ZM263 187V188H262ZM16 188V189H15ZM22 190H21V189ZM72 188V189H71ZM78 188V189H77ZM95 188H97V189H95ZM102 188V190L100 191V189ZM104 188H106V189H108L109 191H107L106 189H104ZM249 188H251V189H249ZM3 189V190H2ZM46 189V190H45ZM48 189H50V191L48 190ZM53 189V190H52ZM62 189V190H61ZM71 189V191L73 190V191H75L76 189L77 190H88V192L86 193V190L84 191L85 192V195L87 196V198L89 197L88 195H90V197L92 196V194H90L91 192L92 193H97L96 195H98L99 193L98 192H102V193H100L98 196H100V199L99 200H96V197H98V196H93L94 197V199L96 200V202L94 201V199L93 198H88V200H84V206H82L81 208H78V207H74L75 205H77V204H79V203H77L76 204V202L78 201H80V200H76L75 201V204L73 203V200L72 201H69V200H67L66 198L64 199L63 197H64V193L65 192H68L69 190ZM90 189V190H89ZM120 189V188H119ZM192 189V190H191ZM220 189H223V190H221L220 191ZM242 189V190H241ZM263 189V190H262ZM14 190V191H13ZM17 190H18V192H17ZM20 190V191H19ZM38 190V191H37ZM43 190V191H42ZM64 190H67V191H64ZM96 190H98V191H96ZM112 190V189H111ZM133 190V191H132ZM225 190H228L227 192H225ZM256 190V191H255ZM24 193H23V192ZM44 191H48L46 194H44L43 192ZM54 191H56V192H54ZM89 191H90V193H89ZM94 191H96V192H94ZM103 191H104V193H103ZM107 191V192H106ZM9 192H12V193H10L9 194ZM15 192H17V193H15ZM25 192H27V193H25ZM42 192V193H41ZM50 192H52L51 194H50ZM56 193V194H54V193ZM105 192L107 193V194H105ZM218 192H220L221 193V195H220V193H218ZM223 192H225V193H223ZM229 192V193H228ZM234 192V193H233ZM257 193V195L258 196H256V193ZM2 193H3V195H5V196H3L2 195ZM35 193V194H34ZM49 193V194H48ZM63 193V194H62ZM123 193H125V194H123ZM127 193H129L128 195H127ZM186 193V194H185ZM232 193V194H231ZM261 193V194H260ZM14 194V195H13ZM15 194H16V196H19L17 199H14L16 196H15ZM23 194V195H22ZM27 194V195H26ZM37 194V195H36ZM38 194L39 195H42L43 197H40V196H38ZM58 194H60L59 196H58ZM95 194H93V195H95ZM101 194H102V196H104L105 197V200H106V198L107 199H109V200H107V201H105L104 199L102 200V196H101ZM122 194H123V199H126L124 202H123V199L122 198H120L121 196H122ZM224 194V195H223ZM2 195V196H1ZM30 195H32V196H34V197H32V196H30ZM54 195H57L58 197H60V201L59 200H57L58 198L57 197H54V199H52L53 198V196ZM117 195V196H118ZM125 195V196H124ZM128 196V198H127V196ZM132 196V197H130V196ZM223 195V197L221 198V196ZM244 195V196H243ZM254 195V196H253ZM12 196V197H11ZM26 198H25V197ZM46 196V197H45ZM109 196V197H108ZM14 197V198H13ZM22 197V198H21ZM32 199H31V198ZM38 197V198H37ZM13 200H12V199ZM24 198H25V200H24ZM27 198H29V200L31 201H29ZM34 198H35V200H34ZM51 198V199H50ZM99 198V197H98ZM97 198V199H98ZM121 199L120 201L119 200H117V199ZM225 198H229L228 200L227 199H225ZM18 199L20 200V202H21V204L23 203V205H21L20 204V202L18 201ZM40 199V200H39ZM44 199L47 201H45V202H43L44 201ZM56 199V200H55ZM62 199V200H61ZM222 199H224V200H222ZM244 199V198H243ZM244 199V200H245ZM252 199H253V201H252ZM11 200V202H13V201H15L16 203H19V204H16V203H14L13 202V204H15V205H13V204H11V202H9ZM17 200V201H16ZM26 201L27 200V202H24V201ZM41 200H42V203H41ZM53 200H55V201H53ZM117 200V201H116ZM233 200V201H232ZM260 200V201H259ZM6 201V202H5ZM99 201H101V203L99 202ZM102 201H104V202H102ZM110 201V202H109ZM116 203H115V202ZM122 201V202H121ZM225 201V202H224ZM227 201L229 202V203H227ZM8 202V203H7ZM28 202H29V204H28ZM32 202H35V204L34 203H32ZM52 202H54L53 203V205L51 204ZM58 202V203H57ZM59 202L60 203H63V204H59ZM70 202V203H69ZM83 202V201H82ZM100 204H99V203ZM107 202V203H106ZM263 202V203H262ZM33 204V206L35 207L34 209L31 207L32 206V204ZM95 203V204H94ZM113 203V204H112ZM118 203H120V204H118ZM236 203H237V206H236ZM261 203H262V205H261ZM6 204H5V206H6ZM29 206H28V205ZM30 204H31V206H30ZM46 204V205H45ZM49 204H51V205H49ZM65 204V205H64ZM69 204V205H68ZM74 204V205H73ZM94 204V205H93ZM102 204V205H101ZM121 207H119L118 205ZM235 204V205H234ZM2 205V206H1ZM9 205L10 206H12L13 205V207L12 208H14V209H12V208H10L9 207ZM18 205H19V207H21L22 206V208H20L19 209V207H18ZM26 205V206H25ZM48 205V206H47ZM67 205V206H66ZM109 205H110V209L108 208L109 207ZM122 205V206H121ZM123 205H124V207H123ZM261 205V206H260ZM24 206V207H23ZM91 206V207H90ZM111 206H113V210H112V208H111ZM126 206H128V207H126ZM133 206V207H132ZM234 206H236V207H238L237 209H236V207L234 208ZM32 209V210H34V211H31L30 210V208ZM48 207V208H47ZM55 207V208H54ZM60 207V208H59ZM90 207V208H89ZM125 208V209H123V208ZM129 207H131V208H129ZM241 207V208H240ZM17 208V209H16ZM26 210H25V209ZM37 208V209H36ZM50 208V209H49ZM51 208H52V210H51ZM57 208H58V210H59V212H57L58 210H57ZM65 208V209H64ZM69 208V209H68ZM129 208V209H128ZM23 210L24 211V213L27 215V213H28V215L27 216H29V214H35V217H37V218H39L38 220H37V218H35L34 216H32V215H30L32 218H30V216L28 217V222L27 221H25V222H23L26 218H27V216H26V218H25V214H19V213H17V211L18 212H20V210ZM48 209V210H47ZM70 209H72V212H71V210ZM73 209H75V211L76 212H78V213H80V214H82V215H85V217H84V219H82V221H80L79 223H75V224H71V223H69V222H63V220L61 219V217L63 218V217H66L67 215H69V214H71V213H73L74 211H73ZM101 209V210H100ZM127 209L129 210V211H131V212H129V211H127ZM137 209V210H136ZM240 209H241V213H244V214H241L239 211H240ZM12 212H10V211ZM13 210L15 211L14 213H15V215L13 216L14 218H11L12 217V215L14 214L13 213ZM36 210H38L37 211V214L38 215H36ZM40 210H42L43 212H42V214L44 215V217L46 218V220L44 219V217H42V215H41V211ZM47 210V211H46ZM55 210V211H54ZM65 210V211H64ZM67 210H69V211H67ZM244 210V211H243ZM23 211H21L20 213H23ZM32 213H31V212ZM60 211H61V213H60ZM97 211V212H96ZM100 211V212H99ZM104 213H103V212ZM237 211V212H236ZM5 212H6V214H5ZM9 212V213H8ZM48 214H47V213ZM52 212V213H51ZM64 212H65V214H64ZM69 212V213H68ZM86 212V213H85ZM105 212H107V213H105ZM128 212H129V214H128ZM134 212V213H133ZM216 212V213H215ZM101 213V214H100ZM116 213V214H115ZM146 213V214H145ZM249 213H251V214H249ZM253 213V214H252ZM3 214H4V216H3ZM18 214V215H17ZM33 214V215H34ZM60 214H62V216L60 215ZM90 214V215H89ZM105 214V215H104ZM143 214V215H142ZM217 214V215H216ZM20 215V216H19ZM41 215V216H40ZM50 215V216H49ZM64 215V216H63ZM87 215V216H86ZM97 215H98V217H97ZM254 215V216H253ZM8 216H10L9 218H8ZM19 216V217H18ZM57 216V217H56ZM60 216V217H59ZM109 216V217H108ZM116 216V217H115ZM159 216V217H158ZM163 216V217H162ZM220 216V217H219ZM16 217V218H15ZM50 217V218H49ZM100 217V221L98 220V218ZM143 217V218H142ZM154 217V218H153ZM219 217V218H218ZM22 218H24V220L22 219ZM31 220H33V221H30V219ZM85 218H86V220H85ZM113 218V219H112ZM115 218H117V219H115ZM218 218V219H217ZM11 219H13V220H11ZM20 219V220H19ZM21 219H22V221H21ZM52 219V220H51ZM58 219H60V220H58ZM159 219V220H158ZM252 219V220H251ZM12 221V222H10V221ZM15 220V221H14ZM18 220H19V222H18ZM34 220H35V222H36V220H37V222L36 223H38V222H40V223H38V225H35L36 223L34 222ZM91 220V221H90ZM102 220H104V221H102ZM119 220V221H118ZM46 222V223H44V222ZM49 221H51V222H49ZM57 221V222H56ZM85 221V222H84ZM99 223H98V222ZM111 221V222H110ZM115 221V222H114ZM217 221V222H216ZM221 221H223V222H221ZM15 222V223H14ZM22 222V223H21ZM32 223V222H34V224H30L29 225V223ZM96 222L98 223L97 224V227H96ZM159 222V223H158ZM163 222V223H162ZM249 222H251V223H249ZM3 223L4 224H6L5 226H1V224L3 225ZM12 225L13 223V226H10V224ZM17 223H19V226H17L18 224ZM27 223V224H26ZM42 223V224H41ZM81 223V224H80ZM89 223V224H88ZM93 223H94V225H93ZM103 223V224H102ZM113 223H115V224H113ZM145 223V224H144ZM153 225H152V224ZM227 223V224H226ZM24 224V225H23ZM26 224V225H25ZM40 224H41V226H40ZM51 227V229H50V227L48 226V225ZM84 224V225H83ZM92 224V225H91ZM102 226H101V225ZM113 224V226L114 227H112L111 225ZM214 224V225H213ZM252 224V225H251ZM255 224V225H254ZM16 225V226H15ZM23 225V226H22ZM27 225H29V226H27ZM33 225V226H32ZM35 225V226H34ZM55 225H57V227L59 228V229H57V227L55 226ZM70 225V226H69ZM82 225V226H81ZM105 225H106V227H105ZM110 225V226H109ZM210 225V226H209ZM21 226V227H20ZM24 226H25V228L27 227L29 230H31V229H33L32 230V233H34L33 235H34V237L32 236V235H30L31 234V231H29L28 229V233H27V231H26V229L24 228ZM32 226V227H31ZM44 226H46V227H44ZM65 226V227H64ZM73 226V227H72ZM84 226V227H83ZM90 226H92V228L95 230H93ZM94 226V227H93ZM107 226H108V228H107ZM164 226V227H163ZM209 226V228H211L210 230L209 229H207V227ZM212 226V227H211ZM213 226H215V228L213 227ZM248 226V227H249ZM4 227H7V228H5V229H7V230H4ZM31 227V228H30ZM36 228V227H38V230H37V228H36V230L34 229V228ZM40 227V228H39ZM76 227V228H75ZM90 227V228H89ZM96 227V228H95ZM158 227V228H157ZM263 227V226H262ZM261 227V228H262ZM12 228H15L14 229V231H12L13 229ZM62 228V229H61ZM68 228V229H67ZM75 228V229H74ZM101 228V229H100ZM110 228V229H109ZM199 228L201 229V228H203V231L205 230V232H203L202 231V229H201V231H199ZM205 228V229H204ZM213 228V229H212ZM264 228V227H263ZM262 228V229H263ZM3 229V230H2ZM23 229V230H22ZM24 229H25V231L26 232H24ZM41 229V230H40ZM48 229H50V231L52 230H56V231H54V232H52L51 231V234L53 235V233H54V237L49 233L50 231H48ZM78 229V230H77ZM96 229H98V230H96ZM101 231H100V230ZM151 229V230H150ZM160 229H162V230H160ZM207 229V230H206ZM232 229V228H231ZM9 230V231H8ZM11 230V231H10ZM18 230V231H17ZM35 230V231H34ZM150 230V231H149ZM165 230V231H164ZM211 230H212V232H211ZM264 230V229H263ZM5 231H8V233H6ZM21 231H23L22 233H21ZM91 231V232H90ZM100 231V232H99ZM119 232V233H117V232ZM163 232V233H160V232ZM206 231L208 232V233H206ZM6 233V235L7 236H5V233ZM11 232V233H10ZM12 232H16L14 235H13V233ZM19 232V233H18ZM30 232V233H29ZM80 232V233H79ZM105 232H107L106 234H105ZM151 232V233H150ZM212 234H211V233ZM3 235H2V234ZM24 233V234H23ZM27 233V237L25 236V234ZM37 233V234H36ZM91 235H90V234ZM115 233V234H114ZM160 233V234H159ZM203 233H204V235H203ZM10 234H12L13 235V237L11 236L10 237ZM42 234H44V235H42ZM50 236H49V235ZM86 234V235H85ZM98 236H97V235ZM101 234H103V236L101 235ZM105 234V235H104ZM109 234H111V237L109 236ZM121 236H120V235ZM126 234V235H125ZM163 234V235H162ZM198 234V235H197ZM20 235H22V236H24V237H21ZM36 235V236H35ZM82 235V236H81ZM84 235V236H83ZM90 236V237H88V236ZM95 235V236H94ZM113 235V236H112ZM5 236V237H4ZM16 236V237H15ZM30 236V237H29ZM38 236V237H37ZM42 236V237H41ZM47 237V239L45 238V237ZM102 238H101V237ZM203 236H207L205 239L206 240H208L209 241V243H208V245H207V242H206V246L208 247V249H207V247L204 245V243H205V241L206 240H204V238L202 239V237ZM20 237V238H19ZM57 237V238H56ZM85 237V238H84ZM108 237V238H107ZM129 237V238H128ZM12 238H13V240H12ZM16 238V239H15ZM19 238V239H18ZM22 238V239H21ZM35 238V239H34ZM36 238H38V240H36ZM53 238V241L51 240ZM55 238H56V240H55ZM65 238L67 239V240H65ZM93 238V239H92ZM95 238H96V240H95ZM101 238V239H100ZM5 239H7L6 241H5ZM9 239V240H8ZM12 241H11V240ZM14 239L15 240H18L17 242H18V244H19V241H21L20 242V244H19V246L20 247H24L25 245L26 246H29V248L28 247H24V248H20L19 246H18V244L16 243V241H14ZM30 240V242L28 241V240ZM31 239H32V241L34 240L36 243H34V241L33 242H31ZM42 239H43V242H42V244H44V245H46L47 244V246H44V245H41L40 243H41V241H42ZM48 240V241H46V240ZM68 239H70L69 241H68ZM129 239V240H128ZM41 240V241H40ZM45 240V241H44ZM59 240V241H58ZM91 242H90V241ZM110 240H112V241H110ZM249 239H247V238H243L242 239V241L243 242H245V243H247V241H248ZM3 241H5V243L8 241V242H10V244H8V246L9 247H11V246H13V247H15V248H11L12 250H13V252H11L12 250H10V248L9 247H6V246H4L5 244H4V242ZM14 241V242H13ZM26 241V242H25ZM38 241H40V242H38ZM56 241V242H55ZM101 241V242H100ZM102 241H103V243H102ZM105 241V242H104ZM121 241V242H120ZM24 242V243H23ZM27 242H29V244L27 243ZM50 242H53V244L51 245V243ZM89 242V243H88ZM108 242V243H107ZM109 242H110V244H109ZM112 242V243H111ZM14 243H15V245H17V247L14 245ZM25 244V245H23V244ZM31 243H32V245H31ZM48 243H49V245H48ZM58 243V244H57ZM66 243V244H65ZM107 243V244H106ZM118 243V244H117ZM132 243V244H131ZM134 243V244H133ZM7 244V243H6ZM28 244V245H27ZM38 244V245H37ZM92 244H94V245H92ZM119 244H121V246L119 245ZM1 245H2V247H1ZM37 246V247H35V246ZM68 245H70V246H68ZM33 246H34V249H35V253L32 251L33 250ZM40 246V247H39ZM53 246H54V248H55V250H54V248H53ZM60 246V247H59ZM61 246H63V247H61ZM133 246V247H132ZM6 247V248H5ZM20 249H19V248ZM30 247H32V248H30ZM42 247H44V248H42ZM5 248V249H4ZM7 248H9V252L8 251H6V249ZM18 248V249H17ZM29 250L30 249V251H27V249ZM38 248V249H37ZM50 249V253L49 252H47V251H49V250H47V249ZM51 248H52V250H51ZM62 248V249H61ZM68 248H70V249H68ZM206 248V249H205ZM211 248V249H210ZM14 249H15V251H14ZM23 249V250H22ZM24 249H26L25 251H24ZM39 249H41V250H39ZM74 249V250H73ZM78 249V250H77ZM209 249H210V252H208L209 251ZM214 251H213V250ZM8 250V249H7ZM21 250V251H20ZM70 250V251H69ZM72 250V251H71ZM77 250V251H76ZM80 250V252L78 253V251ZM152 250V251H151ZM208 252V254H207V256H210V258L209 257H207V258H209V259H206V255H205V260H207V261H205V260H203V257H204V255L203 254H206L205 252L206 251ZM4 251H6V254L4 255V253L3 252ZM18 251H20L21 252V257H19V253H15V252H18ZM53 251V252H52ZM55 251V252H54ZM134 251V252H133ZM155 251V252H154ZM212 251V252H211ZM29 253V255H28V253ZM33 254H32V253ZM40 252V253H39ZM73 252H77L78 254H80V253H82V254H80L79 255V257H78V254L77 253H73ZM141 254H140V253ZM9 253V254H8ZM13 253V254H12ZM27 253V254H26ZM39 253V254H38ZM46 253H49V255H51V256H49L48 254H46ZM52 253L54 254V255H52ZM68 253V254H67ZM83 253H85V257L83 256L84 254ZM93 253H95V254H93ZM108 253H110V254H108ZM150 253V254H149ZM194 254L193 256H191L190 254ZM203 253V254H202ZM2 254V255H1ZM12 255V257H9V256H11ZM18 254V255H17ZM23 254H25L24 256H22ZM34 254H36L35 256H39V257H43V259H40V263L39 262H34L33 260H35V257L33 256ZM38 254V255H37ZM42 256H41V255ZM44 254L46 255L45 257H44ZM59 254V255H58ZM66 254L68 255V256H66ZM77 254V255H76ZM100 254H101V256H100ZM103 254V255H102ZM106 254V255H105ZM153 254V255H152ZM13 255H17V256H13ZM31 255V256H30ZM57 255V256H56ZM73 255H74V257H73ZM81 255H82V257H81ZM88 255V256H87ZM94 255H96V256H98L97 258H99L98 259V261H95V260H97V258H95L96 256H94ZM109 255V256H108ZM111 255V256H110ZM140 255H142V256H140ZM148 256V258L146 257V256ZM203 255V256H202ZM264 255V254H263ZM65 256V257H64ZM77 256V257H76ZM91 256V257H90ZM103 256L105 257V259L103 258ZM110 258V257H112L111 259H109L108 257ZM199 256H201L202 257V260H199L200 259V257ZM213 256V257H212ZM17 257V258H16ZM19 257V258H18ZM24 257V258H23ZM47 257V258H46ZM58 257V258H57ZM68 257H70V258H73V260L71 261L70 260V258H68ZM88 257V258H87ZM92 257H94V258H92ZM106 257H107V259H106ZM5 258H4V260H5ZM27 258H31V259H27ZM49 258V259H48ZM53 258H54V260H53ZM66 258H67V262H66ZM80 258V259H79ZM82 258V259H81ZM83 258H84V260H83ZM16 259V260H15ZM17 259H20V260H17ZM62 259V260H61ZM102 259H104L105 260V262L102 260ZM124 259H125V261H124ZM127 259H129L128 261H126ZM7 260V259H6ZM32 260V261H31ZM46 260H48V261H46ZM69 260V261H68ZM83 260V261H82ZM87 260V261H86ZM99 260H101V261H99ZM109 260H111L112 261V263H111V261L109 262ZM18 261V262H17ZM29 261H31V262H29ZM43 261V262H42ZM55 261V262H54ZM58 261V262H57ZM71 261V262H70ZM75 261V262H74ZM103 261V262H102ZM114 261V262H113ZM120 261V262H119ZM129 261H131V262H129ZM143 261V262H142ZM155 261V262H154ZM109 262V263H108ZM119 262V263H118ZM205 262V263H204ZM207 262V263H206ZM24 263V262H23ZM24 263V264H25ZM50 263V264H51ZM84 263V264H85ZM9 264H12V263H9ZM49 264V263H48Z\"/></svg>",
  "mask_w": 264,
  "mask_h": 264
}]
</instances>
